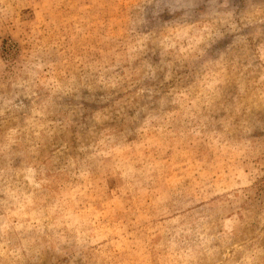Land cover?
Here are the masks:
<instances>
[{
  "label": "rangeland",
  "instance_id": "rangeland-1",
  "mask_svg": "<svg viewBox=\"0 0 264 264\" xmlns=\"http://www.w3.org/2000/svg\"><path fill=\"white\" fill-rule=\"evenodd\" d=\"M0 264H264V0H0Z\"/></svg>",
  "mask_w": 264,
  "mask_h": 264
}]
</instances>
